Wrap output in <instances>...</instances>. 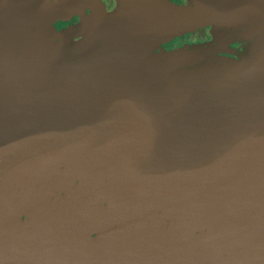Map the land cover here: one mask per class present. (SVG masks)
Returning <instances> with one entry per match:
<instances>
[{
  "label": "water",
  "instance_id": "95a60500",
  "mask_svg": "<svg viewBox=\"0 0 264 264\" xmlns=\"http://www.w3.org/2000/svg\"><path fill=\"white\" fill-rule=\"evenodd\" d=\"M0 255L264 264V0H0Z\"/></svg>",
  "mask_w": 264,
  "mask_h": 264
},
{
  "label": "rangeland",
  "instance_id": "374dc122",
  "mask_svg": "<svg viewBox=\"0 0 264 264\" xmlns=\"http://www.w3.org/2000/svg\"><path fill=\"white\" fill-rule=\"evenodd\" d=\"M179 0H176V2ZM71 21V20H70ZM72 22V21H71ZM178 39H174V44L172 47L177 46V45H182L185 47H192L196 44H201L203 42H207L209 40H211L212 38L209 36V33L207 30H197L194 33H188L187 36H183V37H177ZM172 47H167V48H172ZM220 54V53H219ZM226 55H231V53L226 54ZM40 194H44V195H48L49 198L54 197L55 195L58 194L57 190H54V192H50V191H45V192H40Z\"/></svg>",
  "mask_w": 264,
  "mask_h": 264
},
{
  "label": "bare ground",
  "instance_id": "6f19581e",
  "mask_svg": "<svg viewBox=\"0 0 264 264\" xmlns=\"http://www.w3.org/2000/svg\"><path fill=\"white\" fill-rule=\"evenodd\" d=\"M77 221L78 225L67 226L66 229H74V228H80V222L81 224H84L86 226V221L88 222V219L85 217V220L80 215H77ZM80 221V222H79ZM48 261H42V260H36L28 257H19V256H6V255H0V264H47Z\"/></svg>",
  "mask_w": 264,
  "mask_h": 264
},
{
  "label": "flooded vegetation",
  "instance_id": "af4514ba",
  "mask_svg": "<svg viewBox=\"0 0 264 264\" xmlns=\"http://www.w3.org/2000/svg\"><path fill=\"white\" fill-rule=\"evenodd\" d=\"M174 2H176V0H172ZM183 0H179L177 2H182ZM71 21L74 22L77 20V16L76 15H73L71 18ZM201 30H207L208 33H209V36L212 38L213 37V29L211 27H204V28H200ZM168 46V45H167ZM172 47V46H171ZM227 49L230 50L229 52L231 53V55H233L232 52H238V51H241L243 49V44H240L238 42L236 43H231L229 46H227Z\"/></svg>",
  "mask_w": 264,
  "mask_h": 264
},
{
  "label": "trees",
  "instance_id": "16d2710c",
  "mask_svg": "<svg viewBox=\"0 0 264 264\" xmlns=\"http://www.w3.org/2000/svg\"><path fill=\"white\" fill-rule=\"evenodd\" d=\"M188 34V33H187ZM187 34H185L184 36H187ZM175 39H178V38H175ZM174 42V40L173 41H171L169 44H168V46L167 47H171V46H173V43Z\"/></svg>",
  "mask_w": 264,
  "mask_h": 264
}]
</instances>
